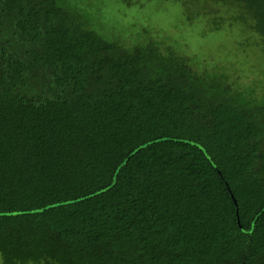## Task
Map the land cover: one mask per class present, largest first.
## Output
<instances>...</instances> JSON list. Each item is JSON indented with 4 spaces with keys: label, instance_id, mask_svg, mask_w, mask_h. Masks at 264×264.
<instances>
[{
    "label": "trees",
    "instance_id": "16d2710c",
    "mask_svg": "<svg viewBox=\"0 0 264 264\" xmlns=\"http://www.w3.org/2000/svg\"><path fill=\"white\" fill-rule=\"evenodd\" d=\"M115 3L0 0L1 264H264V0Z\"/></svg>",
    "mask_w": 264,
    "mask_h": 264
},
{
    "label": "rangeland",
    "instance_id": "374dc122",
    "mask_svg": "<svg viewBox=\"0 0 264 264\" xmlns=\"http://www.w3.org/2000/svg\"><path fill=\"white\" fill-rule=\"evenodd\" d=\"M184 0H116L114 4V9H111V13L109 18L112 16H121L125 18L127 21L135 22H147L149 17L158 24V26L162 29H170V31L175 34V36L181 35L179 32L184 33L183 40L191 43V44H211L217 42L218 40L224 41V46L227 51H231L233 53L231 61H239L241 54H244L241 51H238L239 45H235L233 41H238L242 36V33L238 31V26L240 24L237 23L233 18H225L226 21L222 23L221 29H209L210 32H203L204 28V19L201 18H193L192 21L187 19L184 14ZM186 1V0H185ZM132 3V5H127ZM189 4V3H188ZM222 6V5H220ZM226 17H229V14L226 11V8L223 9ZM207 35L206 37H204ZM202 37V38H199ZM245 37V36H244ZM233 43H232V42ZM197 43V44H196ZM198 45L195 49H198ZM236 49L233 51L232 49ZM249 55V54H248ZM260 65L257 67H253L250 70L254 73V76L259 75L257 72L260 71ZM264 68L261 69V71ZM0 264H1V256H0Z\"/></svg>",
    "mask_w": 264,
    "mask_h": 264
}]
</instances>
